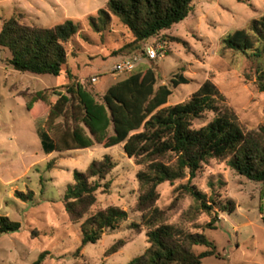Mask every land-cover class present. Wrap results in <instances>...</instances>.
Here are the masks:
<instances>
[{
	"label": "trees",
	"instance_id": "1",
	"mask_svg": "<svg viewBox=\"0 0 264 264\" xmlns=\"http://www.w3.org/2000/svg\"><path fill=\"white\" fill-rule=\"evenodd\" d=\"M194 10V0H109L106 6L88 17L91 30L104 35L114 18L131 36V41L116 55L143 58L150 42H173L164 33L184 22ZM24 16L14 15L5 20L0 31V50L11 54L7 63L15 71L60 77L68 66L67 46L81 32V25L68 19L52 28L28 25ZM223 51L264 56V16L253 20L241 30L221 40ZM67 82L59 87L35 92L27 98L26 108L31 118L49 108L42 135L46 154L84 150L95 145L103 148L123 146L127 157L140 167L137 173L138 200L133 208L141 223L131 230L146 232L148 249L128 264H203L207 258L225 260L217 244L205 232L217 230L221 214H233L235 202L222 200L217 193L208 195L193 185V180L211 161H226L237 175L261 185L264 200V126L246 131L227 98L210 80L206 81L181 104L168 106L173 89L190 81L176 75L171 86L158 87L155 61L145 68L137 67L126 78L96 95L90 81L85 85L69 71ZM256 84L264 93V71H257ZM213 119L195 128V121L206 114ZM55 161L47 166L54 169ZM116 164L106 157L93 161L85 172H74V183L64 195L63 205L70 221L79 224L82 243L78 257L89 244H97L126 222L129 214L117 206L94 211L98 194H109L112 183L108 177ZM186 181V183H184ZM173 206L191 198L193 205L179 223L167 222L171 209L157 205L160 187L175 185ZM213 186V185H212ZM213 188V187H212ZM22 202H33V191L16 192ZM209 221L200 224L201 217ZM21 224L7 216L0 217V237L20 231ZM125 245L119 241L108 252L118 253ZM198 248H205L199 252ZM49 252H43L33 264H44Z\"/></svg>",
	"mask_w": 264,
	"mask_h": 264
},
{
	"label": "rangeland",
	"instance_id": "2",
	"mask_svg": "<svg viewBox=\"0 0 264 264\" xmlns=\"http://www.w3.org/2000/svg\"><path fill=\"white\" fill-rule=\"evenodd\" d=\"M108 1L0 0V31L5 20L20 14L26 24L43 28L55 27L68 19L81 25V32L67 46L68 66L60 77L15 71L7 63L10 52L0 50V217L7 216L21 224L20 231L0 237V264H33L43 252L50 253L44 264H128L149 247L145 231L131 230L132 224L141 223L140 214L133 211L139 195L136 176L140 167L127 157L123 146L106 149L95 145L48 155L43 149L42 135L49 108L43 106L41 115L31 118L27 98L23 97L63 85L67 82V71L85 85L98 77V82L90 85L96 95L126 78L127 74H118L114 69L125 59L115 52L131 41L128 31L114 18L111 29L98 35L87 22ZM263 16L264 0H194L190 16L164 33L173 42L152 40L149 45L165 54L155 61L158 87L171 86L172 78L180 74L190 81L172 88L168 106L185 102L210 80L227 98L246 131L264 126V93L256 84L257 71H264V56L223 51L221 45L225 36ZM131 60L139 68L151 65L140 53ZM213 117L206 114L195 121V128L205 126ZM106 157L116 164L108 177L112 187L109 194H98L94 211L117 206L127 211L129 218L117 231L106 234L97 244L87 245L76 257L82 233L80 225L70 221L62 201L74 183V172H85L93 161ZM51 161H55L54 169L47 171ZM179 184L162 185L157 202L162 209L171 208L167 222L172 224L179 223L194 203L185 198L172 208L173 192ZM193 185L209 196L219 194L223 201L230 198L236 205L233 214H221L217 230L205 232L225 260L211 257L203 264H264L261 185L237 175L226 161L216 160L205 166ZM28 191L35 193L33 202L16 198V192ZM207 221L208 217L203 216L199 223ZM119 241L125 242L122 249L108 254ZM205 250L198 248L199 252Z\"/></svg>",
	"mask_w": 264,
	"mask_h": 264
},
{
	"label": "built area",
	"instance_id": "3",
	"mask_svg": "<svg viewBox=\"0 0 264 264\" xmlns=\"http://www.w3.org/2000/svg\"><path fill=\"white\" fill-rule=\"evenodd\" d=\"M145 55L150 61H156L157 59L165 57V54H159L153 47L150 46L146 48ZM137 67L138 66L135 61L127 59L118 64L114 70L118 74H130L133 73ZM91 80L93 83H97L98 77H93Z\"/></svg>",
	"mask_w": 264,
	"mask_h": 264
},
{
	"label": "crops",
	"instance_id": "4",
	"mask_svg": "<svg viewBox=\"0 0 264 264\" xmlns=\"http://www.w3.org/2000/svg\"><path fill=\"white\" fill-rule=\"evenodd\" d=\"M137 58H138V57H137ZM127 59H131V58H127V57L125 56V59H124L123 61H125V60H127ZM123 61H122V62H123ZM108 88H109V87H108Z\"/></svg>",
	"mask_w": 264,
	"mask_h": 264
}]
</instances>
